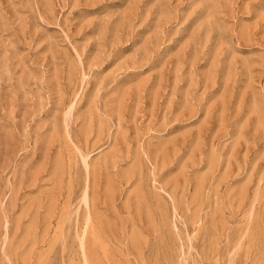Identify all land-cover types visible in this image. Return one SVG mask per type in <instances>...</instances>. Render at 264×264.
<instances>
[{
	"label": "rangeland",
	"instance_id": "374dc122",
	"mask_svg": "<svg viewBox=\"0 0 264 264\" xmlns=\"http://www.w3.org/2000/svg\"><path fill=\"white\" fill-rule=\"evenodd\" d=\"M0 264H264V0H0Z\"/></svg>",
	"mask_w": 264,
	"mask_h": 264
}]
</instances>
